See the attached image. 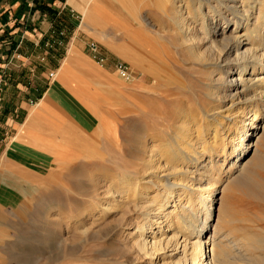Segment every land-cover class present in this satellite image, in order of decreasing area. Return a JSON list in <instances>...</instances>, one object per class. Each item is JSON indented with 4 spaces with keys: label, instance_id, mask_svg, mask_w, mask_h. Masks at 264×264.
<instances>
[{
    "label": "rangeland",
    "instance_id": "obj_1",
    "mask_svg": "<svg viewBox=\"0 0 264 264\" xmlns=\"http://www.w3.org/2000/svg\"><path fill=\"white\" fill-rule=\"evenodd\" d=\"M166 1L168 13L180 10L176 5H180V0ZM145 3L136 24L130 15L119 13L126 19L124 24H115L119 27L113 31L102 29V35H111L108 39L113 46L104 47L85 33L80 36L90 43L89 54L96 65L102 67L104 56L111 57L109 63H112L117 82L111 85L105 96L108 102L94 101L93 106H85L91 112V108L96 109L99 124L93 133L75 138L69 146V150L73 148L70 155L56 157L50 165L47 162L20 168L18 175L7 177L5 186L8 190H0V264H177L180 257L168 256L173 254L171 251L150 257L139 252L133 244L135 229L147 211L151 215L159 214L160 210L172 206L173 203L166 205L168 202H176L185 196L174 191L170 198L157 177L166 173L163 172L165 166L168 169L183 167L191 172L187 185L194 186V190L200 188L203 197L207 195L204 191L213 186L212 189H217L214 191L216 199L220 197L217 193L226 176L222 173L220 182H208L205 174L198 175L184 152L194 151L199 138L211 139L214 127L207 130L204 112L224 113L228 100H222L219 90L212 88L214 83L210 79H216L218 75L213 73L210 76L204 65L190 57L188 52L193 49L190 43L180 44L181 36L174 17L162 15ZM105 6L111 7L109 3ZM195 19L191 15V24L198 30ZM137 26L139 30L141 28L140 38L154 43L160 54L145 56L154 60L158 71L167 65L171 74L167 85L164 81L155 83L151 74L142 73L128 61L132 58L130 47H135L133 44L138 38L132 34ZM95 45L97 52L92 53L91 47ZM206 47L200 46L199 49L203 52ZM157 58H161V62ZM229 62L233 63V58ZM122 65L128 70L125 75L118 71ZM54 79L55 72H52L48 81ZM94 97L98 98L96 94ZM99 107H103L101 113ZM246 112L240 116L243 124L251 120L252 114ZM183 116L187 118L182 119ZM262 119L260 114L256 121L260 123ZM195 121L202 124L201 129L195 128ZM222 122L225 126L219 130L217 144L224 146L225 155H228L232 123ZM180 128H190V135L179 142L180 148L168 149V143L174 145L171 139L181 133ZM191 145L193 149H190ZM66 148L68 150V146ZM173 153L180 157H173ZM204 157L197 156L199 160ZM34 162L31 163H37ZM127 187L135 191L133 199L121 197V191ZM192 197L196 199L199 195ZM197 201L189 205L190 217L200 228L206 215ZM224 202L232 207L238 218L246 220L239 224L245 231L264 233V202L230 191ZM156 221L162 222V219ZM178 224L175 219V231H179ZM158 225L162 230L166 229L164 225ZM156 229L154 226L149 231L153 233ZM223 238L228 249L231 247V261L243 259L235 238L229 234Z\"/></svg>",
    "mask_w": 264,
    "mask_h": 264
},
{
    "label": "bare ground",
    "instance_id": "obj_2",
    "mask_svg": "<svg viewBox=\"0 0 264 264\" xmlns=\"http://www.w3.org/2000/svg\"><path fill=\"white\" fill-rule=\"evenodd\" d=\"M145 4L154 7L162 15L174 17L181 36L180 44L183 46L185 42L190 43L193 48L188 52L190 57L204 65L209 70L210 76L213 73L218 75L216 79L212 77L210 81L214 83L212 88H217L222 94V100H228L223 110L226 114L222 111L204 112L203 121L207 124V130L214 127L213 136L211 139L198 137V146L194 151L188 150L184 153L194 164L198 175L205 174L208 182H220L223 174L226 179L224 178V185L217 193L220 194L218 199L214 195L217 189H212L213 186L209 187L211 190L204 191L207 195L203 197L200 188L194 190V186L187 185L186 180L188 175H191L189 170L183 167L168 169L165 166L163 172L166 173L157 177L158 182L166 189L170 198L174 191L182 192L185 196L176 202H168L166 205L173 203L172 206L160 210L159 214L151 215L147 211L144 214L145 218L135 229L133 244L139 252L150 257L157 256L158 253L165 255L171 251L170 253L173 254L168 256L180 257L177 264H264V233L255 234L245 231L239 224L246 220L238 218L233 213L232 207L227 204L229 198L224 202L225 195L229 191L264 202V0H191L189 2L180 0V5L176 4L180 10L169 13L166 0H147ZM136 6L138 5L132 7L130 13L131 20L135 24L140 14V7ZM191 15L196 18L194 23L199 25L198 30L191 24L193 22ZM133 29L132 34L138 37L135 38L133 45L138 49L130 47L132 58L128 61L142 73L151 74L155 83L164 81L167 85L170 78L167 65L158 71L154 60L145 56H160L156 45L140 38L142 33L139 26ZM182 39L185 41L183 42ZM200 46L207 47L201 52ZM230 58H233V63L229 62ZM157 60L161 62V58ZM246 110L252 114L251 120L243 124L240 116H243ZM92 112L95 113L93 108ZM260 114L263 119L258 123L256 119ZM184 118L187 117L183 116L182 119ZM222 120L232 123L228 155H225V149L222 148L224 146L220 147L217 144L219 130L225 126ZM194 126L201 129L202 124L195 121ZM189 129L180 128L183 134L180 133L175 139H171L174 145L168 143L167 148L179 147L183 137L190 135ZM254 138L255 141L252 142ZM236 147L238 151H235ZM193 148L191 145L190 149ZM206 153L208 154L204 157ZM235 153L236 156H232ZM173 154L175 158L180 157L178 153ZM197 156H203L206 161L199 160ZM230 156L233 158H229ZM171 179H174L173 182H170ZM134 192L127 187L120 195L125 199H133ZM194 194H198L199 198H193ZM194 200L201 203L206 215L200 228L194 221L192 222L194 218L191 219L192 211L189 205ZM218 201L221 202L216 208ZM214 209L217 210L215 221ZM161 219L162 222L157 223L156 220ZM175 219L178 220L179 231H175L173 227ZM158 224L164 225L163 228L166 229L162 230ZM154 226L157 229L152 233L149 230ZM227 234L235 238L243 259L231 261L229 253L231 247L228 249L223 238Z\"/></svg>",
    "mask_w": 264,
    "mask_h": 264
},
{
    "label": "crops",
    "instance_id": "obj_3",
    "mask_svg": "<svg viewBox=\"0 0 264 264\" xmlns=\"http://www.w3.org/2000/svg\"><path fill=\"white\" fill-rule=\"evenodd\" d=\"M146 1L0 0V190L23 167L50 165L70 155L76 137L93 133L98 115L85 106L108 102L117 77L111 57L96 65L80 36L113 46L102 29L116 30L126 22L119 13L141 11Z\"/></svg>",
    "mask_w": 264,
    "mask_h": 264
},
{
    "label": "built area",
    "instance_id": "obj_4",
    "mask_svg": "<svg viewBox=\"0 0 264 264\" xmlns=\"http://www.w3.org/2000/svg\"><path fill=\"white\" fill-rule=\"evenodd\" d=\"M91 51L92 53H96L97 52V49H96V46H92L91 47ZM101 60V59H100ZM118 71L122 74V75H125L126 73H128L127 71V68L124 67L123 65L118 67Z\"/></svg>",
    "mask_w": 264,
    "mask_h": 264
}]
</instances>
